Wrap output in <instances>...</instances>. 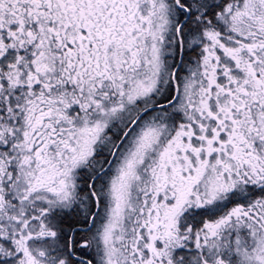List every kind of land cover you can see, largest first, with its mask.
Wrapping results in <instances>:
<instances>
[{
	"label": "snow or ice",
	"instance_id": "6c2138e0",
	"mask_svg": "<svg viewBox=\"0 0 264 264\" xmlns=\"http://www.w3.org/2000/svg\"><path fill=\"white\" fill-rule=\"evenodd\" d=\"M0 264H264V0H0Z\"/></svg>",
	"mask_w": 264,
	"mask_h": 264
}]
</instances>
